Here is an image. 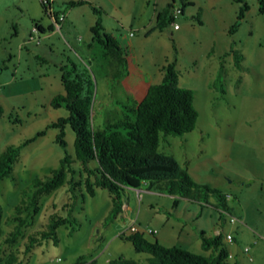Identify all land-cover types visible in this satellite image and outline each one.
I'll list each match as a JSON object with an SVG mask.
<instances>
[{"label": "rangeland", "instance_id": "1", "mask_svg": "<svg viewBox=\"0 0 264 264\" xmlns=\"http://www.w3.org/2000/svg\"><path fill=\"white\" fill-rule=\"evenodd\" d=\"M68 1H49L51 11L66 16L56 27L40 0H0V150L44 129L43 134L20 146L11 172L0 178V256L11 251L17 258L15 264H69L79 255L87 259L99 254L96 256L100 262L105 257L121 255L145 264L150 255L136 252L129 240L118 236L120 230L125 235L131 233L125 223L130 218L155 230L145 234L151 240L159 231L175 240L179 230L169 229L170 223L192 226L194 234L188 242L171 241L166 245L181 244L193 252L207 254L200 247L195 229L200 225L210 234V227L218 219L213 195H207L203 202L174 196L141 182L137 188L147 187V191H140L141 198L134 188L121 191L133 205L127 220L120 223L121 217L107 216L109 192L97 186L89 194L82 184L69 189V172L60 185L37 195L35 211L22 209L19 215H28L27 221L13 241L7 240L16 223L14 205L20 199H31L35 188L32 178H45L50 169L59 165L64 153L73 158V179L85 175L74 157V133L69 124L63 125L64 146L55 140L58 128L46 126L67 114L63 106L49 105V98L63 91L59 77L63 64L74 61L90 74L92 127L117 118L128 122L134 118L131 103L125 111L108 109L112 102L119 108L120 103L115 101H121L127 89L122 90L121 83L111 87L114 78L102 67L100 47L90 38L88 18L92 20L94 15L90 4ZM139 1L120 0L122 10L107 5L108 14H100L101 24L118 41L126 40L125 66L130 73L154 82L157 79L152 76L157 74L158 66L174 60L178 83L191 88L197 110L191 130L181 134L160 131L157 150L171 154L196 182L228 193L230 215L245 217L241 225L264 240V14L258 11L257 0H245L248 7L240 19L235 17L240 4L235 0H189L194 4L157 0L156 10L169 1L183 9L175 18L176 28L167 18L160 29L155 27L152 13L155 0ZM132 11L135 18L128 16ZM35 21L44 27L32 33L39 39L37 43L28 37ZM234 21L236 25L230 31ZM49 23L51 28L47 27ZM123 85L126 88V83ZM88 165H94V161ZM51 215L67 218L55 228L57 242H52L51 237L42 238L25 251L28 236L39 238ZM222 216L227 220V215Z\"/></svg>", "mask_w": 264, "mask_h": 264}, {"label": "trees", "instance_id": "2", "mask_svg": "<svg viewBox=\"0 0 264 264\" xmlns=\"http://www.w3.org/2000/svg\"><path fill=\"white\" fill-rule=\"evenodd\" d=\"M173 1V0H172ZM172 1L165 3L156 12L155 27L164 26L167 18L171 21ZM182 3H190L189 0H181ZM239 6L235 13L236 19H240L248 5L245 0H235ZM49 2V0H47ZM70 4L89 3L95 14L94 21L89 25L91 41L100 47V57L107 62L125 67L126 59L119 45L118 39L106 31L101 24V8L88 0H69ZM42 9L47 11V5L41 2ZM181 9V8H180ZM257 9L264 14V0H257ZM57 16L58 11H51ZM63 13V12H62ZM64 18V16H63ZM63 20V19H62ZM61 20V21H62ZM59 21V23L61 22ZM237 21L230 24L232 31ZM37 30L44 27L34 22ZM52 24L47 25L51 28ZM30 33V32H29ZM35 39V38H34ZM35 42V40H34ZM37 42L39 39L37 38ZM36 42V43H37ZM237 59L238 57L234 55ZM238 61V59H237ZM121 68L114 70L112 78L121 73ZM161 77L158 81L149 83L135 105L134 118L127 120H114L106 122L101 127H92L90 123V108L92 99V81L88 70L74 61H69L60 67V81L62 92H57L49 98L52 107L63 106L67 114L58 116L46 126L57 127L58 132L55 140L62 146L65 145L63 138V125L68 123L73 130L74 157L79 160L83 178L73 179L71 161L72 157L64 153L59 159V165L50 169L49 174L41 179L34 177L31 180L34 190L31 199L25 202L20 199L14 205L16 215L13 219L16 223L10 231L13 241L20 233V227L28 215L20 216L22 209L32 208L36 210L37 195L49 192L60 185L67 172L70 173L69 189L76 185H83L87 193L93 194L94 187L105 188L111 198V206L108 217H113L121 208V191L125 187H138L141 182L148 186L156 185L159 191H164L174 196H183L205 202L207 195L216 198V207L227 209L224 194L218 188L207 183L196 182L187 170L181 167L171 154L157 150L158 133L160 131L170 134H181L191 130L197 118V110L193 105V91L191 88L182 86L177 80V70L174 60L165 61L161 65ZM2 106L0 104V114ZM124 129L126 137L119 139L118 129ZM44 133V129L37 130L33 135L26 137L21 143L8 144L0 150V178L11 172L12 164L16 160L20 146L32 141L36 136ZM133 143L138 148H133ZM94 161L89 166L88 162ZM176 199H173L175 203ZM66 205V202L62 206ZM67 218L64 216L51 217L46 222V229L40 230L39 238L29 235L24 250H30L38 240L51 237L52 242H57L55 228L64 224ZM2 222V209L0 206V234ZM200 247L210 249L207 254L193 252L176 244H162L157 240H148L141 233H131L123 236L130 241L135 251L147 252L150 256L145 264H235L227 260V250L220 232L206 235L203 230L198 231ZM17 263L16 255L8 252L0 256V264ZM69 264H101L95 258L86 259L79 255ZM102 264H140L138 261L124 256L109 258Z\"/></svg>", "mask_w": 264, "mask_h": 264}, {"label": "crops", "instance_id": "3", "mask_svg": "<svg viewBox=\"0 0 264 264\" xmlns=\"http://www.w3.org/2000/svg\"><path fill=\"white\" fill-rule=\"evenodd\" d=\"M102 1H104V2H99V3L95 2V4L93 2V4L94 5L97 4V6H99L102 10L101 13H104L105 15L108 14L107 5H108V7H116L117 6L119 10L121 9V7H123L122 3H120V0L119 1L118 0H102ZM145 1H147V0H145ZM141 2H142V0L139 1L140 4H141ZM155 2L156 3L154 4V7L152 8V13L154 16H156V12H157L156 6L158 5L157 0H155ZM190 3L194 4V1H191ZM0 11H1V9H0ZM91 12H92V10H91ZM179 13H183L182 8H181ZM189 13H191V12L189 11ZM92 14H94V13L92 12ZM115 15H116V17L119 18L118 12H116ZM128 16L130 18H135V12L132 11ZM94 18H95V14L92 17V20L88 18V20L90 21V23L88 25H90L94 21ZM65 19H66V16L64 15L63 21ZM115 20H117V19H115ZM119 39H120L119 45L121 46L122 51L125 55V59L127 60L126 52L123 49V47H126L124 45H126L127 42H126V40H123L122 38H119ZM162 64L163 63H161L158 66L157 74H154L152 76V79H157V81L160 79V77H161V68L160 67ZM102 67L105 69V71L109 75V77L113 74L114 70H116L117 68L118 69L121 68L116 63L107 62V61H103V60H102ZM125 68H126V66L124 68H121V73L113 79V81H115V83H113V85H111V87H113V86L116 87L115 85L117 83H121L122 90L127 89L126 94L122 96L121 101H117V100L115 101V102L120 103L119 108L114 107V105H112L114 102H112L111 105L108 106L109 110H114L116 112H120L121 110L125 111L127 109L128 105L131 103L133 106L132 110L134 112L135 111V105H136L137 101L139 100L140 96L144 93L147 85L149 83H152V82H150L149 79H143L142 75L140 76V75H135L133 73H130L129 70L127 68L126 69ZM177 80H178V76H177ZM154 82H156V81H154ZM123 83H126V88H123L124 87ZM140 89H141V91H140ZM136 94H138V95L136 96ZM136 97H138V98H136ZM117 119L119 120L120 118H117ZM118 133H119V139H120V137L122 139H124L126 137L124 129H121V128L118 129ZM132 146H133V148L134 147L136 149L138 148V145L135 143H133ZM142 184L144 186L147 185L146 182H142ZM211 186L216 187L214 185H211ZM125 188H133V187H125ZM140 191H147V187L143 188L142 190L140 189ZM140 191H139L138 195L141 198L142 195H140ZM123 195H126V194H123ZM123 195H121V208H120L119 212H117V214H116L117 217L118 216L121 217L122 221H120V223L127 220V218L129 217L128 215H129L130 208L133 205L132 200L129 199L128 196L125 197ZM225 202L227 205V209L229 211L230 210V204H228L227 198L225 199ZM244 219H245V217H244ZM244 219L240 216V214H237V220L233 221V222H229L225 219V217L219 215L218 219H216L215 223L212 224V226L210 227V234L216 233L217 231H220L221 233H224V232H230L231 233V235H232L231 240L225 241L222 239L224 242V246L227 250V253L230 254L227 257V260L229 262H233L235 264H264V240L261 238V235H255V233L253 231H250L241 225L242 221ZM168 226H169V229L175 228L176 230H179V233L176 235L175 240H171L170 237L165 232L162 233L161 231L157 232L153 236V240H157L158 242H160L162 244H168L167 242L180 241V240H182L184 243H186V242H188V238H191V235L194 234V232H192V228H191L192 226H187V225L183 226V224H182V226L177 227L178 225L175 226V225H172L171 223L169 225H167V227ZM196 226H197V224H196ZM199 230H203L206 235H210L209 233L205 232V230L200 225H198L197 228L195 229V231H196L195 234H198ZM118 236H120V235H118ZM195 236H197V235H195ZM120 237H122V236H120ZM143 237H145L148 240H151L148 237H146L145 234H143ZM252 239H255V243H251ZM248 243L251 244V246L248 250V253L252 256V259H250V260L247 258L246 253L242 251V247ZM199 244H200V241H199ZM179 245H181V244H179ZM206 251L208 253L210 251V249L208 248V249H206ZM138 252H140V251H138ZM96 255L99 256V254H93V255H90L87 259L95 258V260L101 264L106 262L109 259L108 257H105L100 262V261H98V258ZM143 256H145V255H143Z\"/></svg>", "mask_w": 264, "mask_h": 264}, {"label": "built area", "instance_id": "4", "mask_svg": "<svg viewBox=\"0 0 264 264\" xmlns=\"http://www.w3.org/2000/svg\"><path fill=\"white\" fill-rule=\"evenodd\" d=\"M41 1L43 3H45V4H48L47 0H41ZM178 12H179L178 8H174L171 11V23H172V27L173 28H176L178 26L177 22L174 20ZM51 19H52V22L55 24V26L58 27L59 26V21H61L63 19V14L62 13H58L57 16H55V17L52 16ZM35 31H36V27L32 26L31 27V31L28 34V37L31 38V39H34L32 33L35 32ZM34 40H35V42H37V38H35ZM136 191L138 192L139 189H136ZM228 220L229 221H233L234 217L230 215V216H228ZM126 228L131 233H133V232H139V233H152V232H154V229H151V228L146 227V226H141L138 223H135L133 218H130L129 221L126 222ZM119 233L124 234L122 230H120ZM223 238L225 240H230L231 239V234L229 232H226V233L223 234ZM242 249H243L244 252H246L249 249V245H244ZM248 259H251L250 255H248Z\"/></svg>", "mask_w": 264, "mask_h": 264}, {"label": "clouds", "instance_id": "5", "mask_svg": "<svg viewBox=\"0 0 264 264\" xmlns=\"http://www.w3.org/2000/svg\"><path fill=\"white\" fill-rule=\"evenodd\" d=\"M50 1V0H49ZM42 2V1H41ZM47 5V13H48V15H49V17L51 18L53 15H52V13H51V10H50V6H49V2H48V4H46ZM174 8H178L179 9V12H180V8L179 7H172V9H174ZM172 11V10H171ZM179 12L177 13V15L176 16H178V14H179ZM59 13H62V12H59ZM63 14V13H62ZM170 15H171V13H170ZM63 16H64V14H63ZM55 17V16H54ZM176 18V17H175ZM52 20V19H51ZM175 20V19H174ZM176 21V20H175ZM171 22V21H170ZM60 24V23H59ZM33 26H35L36 27V25H34L33 24ZM38 28L36 27V30H37ZM30 31H31V29H30ZM38 31V30H37ZM29 34V33H28ZM135 190L136 189H139V191H140V188H137V187H133ZM139 191H138V193H139ZM137 192V191H136ZM223 194H224V198L226 199V198H228V193H225V192H223ZM227 194V195H226ZM216 209V211L220 214V216H222L223 214H225V215H227V221H229L228 220V216H230V212L228 211V209H224V208H220V207H216L215 208ZM232 216V215H231ZM234 217V216H233ZM237 220V218H235L234 217V220L233 221H236ZM233 221H229V222H233ZM128 222V221H127ZM126 223V222H125ZM139 224V223H138ZM140 225V224H139ZM155 231V230H154ZM218 232H220V231H217L216 233H218ZM133 233H137V232H133ZM139 233V232H138ZM152 233H154V232H152ZM221 233V232H220ZM224 233H226V232H224ZM224 233H221L222 234V239L223 240H225L224 238H223V234ZM230 233V232H229ZM129 234H131V233H129ZM142 235L143 234H146V233H141ZM149 234H151V233H149ZM231 234V233H230ZM118 235H120V236H125V234H121V233H119L118 232ZM126 235H128V234H126ZM231 239H232V235H231ZM230 239V240H231ZM225 241H229V240H225ZM251 243H255V239H252V241H251ZM246 245H249V248H250V246H251V244L250 243H248V244H246ZM243 248V247H242ZM249 250V249H248ZM248 250L245 252L246 253V255L248 254V255H250L249 253H248ZM242 251H243V249H242ZM244 252V251H243ZM230 254L229 253H227V257L229 256ZM248 255H247V258H248ZM250 257H251V259H252V256L250 255ZM250 260V259H249Z\"/></svg>", "mask_w": 264, "mask_h": 264}]
</instances>
